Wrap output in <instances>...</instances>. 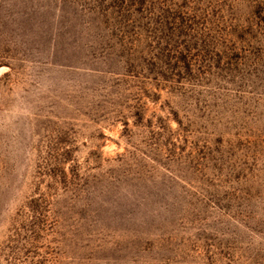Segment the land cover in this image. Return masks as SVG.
I'll list each match as a JSON object with an SVG mask.
<instances>
[{"label":"rangeland","instance_id":"obj_1","mask_svg":"<svg viewBox=\"0 0 264 264\" xmlns=\"http://www.w3.org/2000/svg\"><path fill=\"white\" fill-rule=\"evenodd\" d=\"M0 264H264V0H0Z\"/></svg>","mask_w":264,"mask_h":264}]
</instances>
